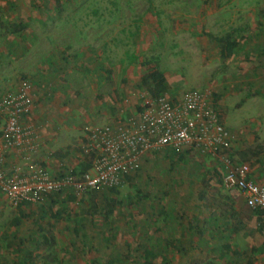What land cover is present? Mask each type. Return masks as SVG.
<instances>
[{"label": "rangeland", "instance_id": "1", "mask_svg": "<svg viewBox=\"0 0 264 264\" xmlns=\"http://www.w3.org/2000/svg\"><path fill=\"white\" fill-rule=\"evenodd\" d=\"M0 4V48L7 50L0 53V74L8 85L0 88V95L26 78L35 88L53 90L58 106L74 109L58 121L56 146H42L48 157L44 165L53 175L79 169V163L89 160L85 127L107 121L119 90H134L136 95L150 90L154 85L148 73L156 69L164 79L162 93L176 98L188 89L206 88L213 102L216 83L223 81L225 72L226 57L219 51L224 39L249 36L254 43L264 41V0H0ZM20 25L23 29L12 32ZM257 59L250 58L249 66ZM134 75L137 87L129 82ZM247 135L252 142L244 138L232 154L264 179V142L256 130ZM176 151L181 156L149 153L138 166L139 175L114 196L104 229L109 245L102 242L98 254L70 245L75 233L78 238L84 233L81 240L94 238L90 240L96 245L105 215L98 209L102 196L95 197L92 191L74 199L58 195L60 202L44 203L40 211V202L13 205L0 191V264H225L226 257L209 250L224 243L223 237L207 239V223L213 216L231 220L226 228L235 226L238 216L247 219L252 231L244 240L250 250L234 264H264V224L258 225L246 206L235 214L227 212L232 202L245 204L235 190L223 186L213 160L187 148ZM56 211L58 215H53ZM77 219H83L80 232L74 230Z\"/></svg>", "mask_w": 264, "mask_h": 264}, {"label": "built area", "instance_id": "2", "mask_svg": "<svg viewBox=\"0 0 264 264\" xmlns=\"http://www.w3.org/2000/svg\"><path fill=\"white\" fill-rule=\"evenodd\" d=\"M33 83L23 78L16 89L0 95V191L9 202L37 203L47 194L68 192L81 198L102 187H116L135 171L141 159L160 148H187L213 160L222 184L235 190L251 211L264 215V185L250 178L247 162L232 154L234 134L222 121L209 89L191 88L178 97L138 91L132 110L123 111L127 97L116 103L113 120L85 127L90 166L53 175L35 153L42 147L41 126L32 116ZM119 99V98H118ZM9 155L18 157L8 170Z\"/></svg>", "mask_w": 264, "mask_h": 264}, {"label": "crops", "instance_id": "3", "mask_svg": "<svg viewBox=\"0 0 264 264\" xmlns=\"http://www.w3.org/2000/svg\"><path fill=\"white\" fill-rule=\"evenodd\" d=\"M2 6L3 4H0V9H2ZM0 37L2 38V33H0ZM228 40L234 41L235 43L231 47L230 53L228 55L226 53V56H224L226 57L224 77L222 82L216 83L213 104L224 124L234 134L235 140L233 142L232 148L236 150L239 147V144L241 145L243 143V141L245 140L244 138H246V140H248L249 142H252V136L249 137L247 135L248 132L252 129L257 131V134L260 137L259 141L264 142V41L258 39V41L256 40V43H254L253 41H250L249 36H246L241 40H239L238 38ZM0 45H2L1 42ZM2 51L6 52L7 54L6 49L3 50V48H0L1 55ZM219 51L221 54V50ZM253 56L258 57V59L256 61V64H253L250 67L248 64V60H250V58H253ZM6 79L7 78L5 76H2V74H0V88L8 86L6 83ZM129 82L133 86L137 87L138 77L136 75L131 76ZM14 88L16 89L17 86H15ZM6 90L8 91L9 89ZM52 91L53 90H48L47 88H35V86L33 90L34 110L32 118L37 124L41 126L40 147L43 146L44 148H49L50 145L56 146L57 137L54 135V132L56 129H58V121L62 118V116L70 115L72 110H74L70 108V110L72 109L71 111H66V104L58 106L56 103L55 92L52 93ZM133 91L134 90L130 89L119 90L115 96L117 99L114 97L112 102L113 105L109 106L111 110L106 115L107 121H103V123L100 124H104L108 121L113 120L116 103H120V99L124 96L127 97V101L123 106V111H125V113L130 112L132 110V103L137 100V95ZM66 100H68V98ZM94 108L99 109L98 106ZM237 119H241V122L237 123ZM62 127L63 126H61V128ZM44 148H41L34 155L35 160L41 162V164L43 165L44 162H46L45 159H48V157L46 158L45 154L42 153V150H44ZM145 157L141 159V162ZM17 162L18 157L16 155H9L6 159V168L8 170L13 169L17 165ZM44 166H46V168L48 169L47 165ZM128 175L131 177L128 180L136 178V176L139 175V167ZM127 177L122 184L115 187L116 192L115 195L113 194V196H116L117 193L122 192L125 184L128 183ZM250 178L255 181H264L261 175L253 174V172L251 171ZM104 188L106 187H102L99 189H102L100 190L101 192L107 191V188ZM67 194L69 193L65 191L61 192L59 196L62 198H68ZM45 197L44 199H42V202H44L46 199L44 203L49 201V197ZM54 197L55 196H53V198ZM42 202H40V204H44ZM22 203L29 204L31 202ZM231 204L232 205H230V210L227 211L230 215L238 213V208L245 207V205L242 206L238 202H232ZM250 212L254 215L255 221L258 225L264 224V215L259 212ZM213 217H211L209 219V222L207 223L209 227V229L207 230V239L213 240L218 239V237H223L224 243H221V245H218L216 243L215 246H210V253L214 254L215 256L226 257L225 264H234V262L237 261L235 259L243 256L245 252L250 250L248 241L244 240L248 232H250V230L252 231L251 227L248 228V220L246 219V221H244L243 218L241 219V217L238 216L239 221L237 223H234L235 226L231 224L228 228H226L228 225L227 222L229 220L227 217ZM230 221L231 220H229V222ZM221 222H224L223 228L221 226ZM202 234L203 233L201 232V230H199V238H203ZM233 238H235L237 241H232ZM262 246H264V244Z\"/></svg>", "mask_w": 264, "mask_h": 264}, {"label": "trees", "instance_id": "4", "mask_svg": "<svg viewBox=\"0 0 264 264\" xmlns=\"http://www.w3.org/2000/svg\"><path fill=\"white\" fill-rule=\"evenodd\" d=\"M21 30V29H23V26H19V27H17V28H13V30H12V32H14V31H17V30ZM234 41H229L228 39H224V44L221 46V48H220V50H221V55L222 56H226V53H227V55L230 53V51H231V47L234 45ZM148 77H149V79H150V81H151V83H153V87L152 88H150V90H148L152 95H157V94H159V93H162L166 88H165V85H164V79H163V77H162V73L160 72V71H158V70H156V69H153V70H151L149 73H148ZM23 79V78H22ZM146 79V77L144 78V80ZM155 154H158V153H160V152H162L163 153V155L166 157H168L169 155V153H171V154H177L178 153V155H180L181 156V154H179L180 152L179 151H176V150H173V149H171V148H168V147H165V148H160V149H158V150H155V151H153ZM89 155V160H87V161H85V162H81V163H79V169H81V170H85V169H87L89 166H90V162H91V158H92V155H93V153L92 152H89L88 153ZM219 172V171H218ZM219 174L221 175V173L219 172ZM127 177V176H126ZM131 177L128 175V177H127V180L128 179H130ZM205 187V186H204ZM107 188V191H100V190H102V189H93V190H91L92 191V193H93V195L95 196V197H97V194L98 195H100V196H102V206L101 207H99V206H97V207H99L98 209H99V211H101L102 210V212H104L105 213V215H104V217H103V219H104V221H103V224H102V226L100 227L99 226V229H100V232H99V236H96L95 238H97L98 239V241H97V243H96V245H94L93 243H92V241L90 240V239H94V238H88V240H81V238H83L84 237V233H82V234H80L79 236L81 237V238H78L77 237V234L78 233H75L76 234V236L74 235V237L72 238V240H71V245L70 246H72L71 248H74V249H78V245H81L82 246V248H86V250H93V251H95L97 254L99 253V251H100V248L103 246V243L102 242H104L105 243V245L104 246H108L109 245V237L107 236H105L104 235V229H105V227L108 225V222H107V220H106V218H107V215L108 214H110L112 211H113V208H112V206H113V204L115 203V198H114V196H113V194L115 195V192H116V188L115 187H106ZM106 188H104V189H106ZM90 192V191H89ZM88 192V193H89ZM112 194V195H111ZM58 195H60V193H53V194H47L46 195V197L45 198H48L49 197V201L48 202H46V204H51V203H54V202H60L62 199H59L58 198ZM68 195V198H70V199H74V198H76V197H74V196H72L71 194H67ZM53 196H55L54 198H53ZM128 199H130V197L128 196L127 197ZM44 199V198H43ZM45 201H46V199H45ZM44 201V202H45ZM118 201V200H117ZM40 202H42V201H40ZM44 202H42V203H44ZM95 206V205H94ZM44 207V205L42 204L41 206H40V211H43V208ZM172 209V208H171ZM58 212L59 211H56V213L55 214H53V215H58ZM159 213H162L163 211H162V207H161V209L158 211ZM252 212H259V211H252ZM260 213V212H259ZM37 214L38 215H41V214H39L38 212H37ZM41 217H42V215H41ZM77 222L79 223V225L76 227V228H74V230L75 231H77V232H80V229H83L84 228V224H83V219H77ZM66 229L67 230H69L70 228L68 227H66ZM43 238H45V236L43 235ZM46 239H47V237H46ZM84 239V238H83ZM48 240H49V238H48ZM45 242L47 241V240H44ZM50 241V240H49ZM83 241V242H82ZM77 242V243H76ZM80 242V243H79ZM160 242H162V240H157V244H160ZM79 243V244H78ZM162 244V243H161ZM77 247V248H76ZM153 247H154V245H153ZM153 247H151V248H153ZM73 249V250H74ZM80 250V249H79ZM30 255V252H27V254H26V256H24V259L26 258V257H28ZM98 256H96V257H94L93 258V261H97V258ZM112 261V260H111ZM31 264V263H30Z\"/></svg>", "mask_w": 264, "mask_h": 264}]
</instances>
